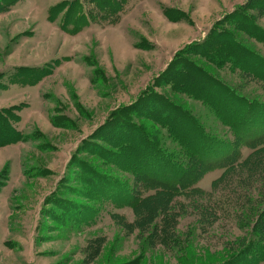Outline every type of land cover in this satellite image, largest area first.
I'll return each mask as SVG.
<instances>
[{
  "label": "rangeland",
  "instance_id": "374dc122",
  "mask_svg": "<svg viewBox=\"0 0 264 264\" xmlns=\"http://www.w3.org/2000/svg\"><path fill=\"white\" fill-rule=\"evenodd\" d=\"M244 1L127 0L117 24L92 23L74 34L60 28L61 13L48 19L55 0H19L0 13V108H18L17 128L25 137L0 147V264H214L240 247L260 198L259 174L238 169L213 189L221 169L207 172L196 184L204 196L174 200L172 240L147 244L150 231L130 225L132 208L92 197L80 160L90 170L130 180L120 162L109 161L88 141L113 151L106 138L124 133V116L159 129L136 107L149 100L150 91L190 107L208 128L225 133L187 90V84H202L199 75L188 72L189 82L174 80L178 86L160 78L177 52L204 39L215 22ZM258 23L264 27V18ZM248 44L264 56L262 42ZM186 57L240 85L228 70ZM46 63L53 70L35 85L9 81L14 68ZM241 87L245 94L264 96L254 81ZM130 104L135 107L126 110L132 111L121 113ZM149 104L162 118L164 110ZM81 204L95 211L78 217Z\"/></svg>",
  "mask_w": 264,
  "mask_h": 264
},
{
  "label": "trees",
  "instance_id": "16d2710c",
  "mask_svg": "<svg viewBox=\"0 0 264 264\" xmlns=\"http://www.w3.org/2000/svg\"><path fill=\"white\" fill-rule=\"evenodd\" d=\"M18 1L0 0V13L8 11ZM126 6L127 0H55L48 8V19L53 21L61 13L60 28L74 34L92 23L117 24ZM260 18H264V0H245L215 22L204 39L177 52L161 73L162 82L167 79L174 84V80L189 82L188 72L199 75L202 84H187V90L195 92L193 98L200 101L225 133L208 128L190 107L150 91L149 100L143 105L137 102L136 107L142 116L157 123L159 129L150 130L124 116V133L115 132L106 138L114 145L113 151L88 141L89 147L111 162H120L131 174L130 180L118 179L90 170L88 163L80 160L83 171L88 174L86 181L92 184L89 188L94 192L92 197L114 206L132 208L135 220L130 225L141 232L150 231L147 244L151 240L160 243L172 240L174 200L189 194L204 196L205 191L196 184L207 172L221 169L211 183L214 189L226 176L229 178L240 169L247 171L248 176L260 175L263 180L260 198L252 212L246 240L228 258L214 264H261L264 261V96L245 94L241 87L254 81L264 89V56L248 44L253 40L264 44V27L258 23ZM189 54L202 58L217 71L228 70L239 78L240 85L227 82L214 71L187 58ZM52 70L53 66L47 63L19 66L8 78L11 82L35 85ZM149 103L164 110L162 118L156 116ZM129 106L134 108L135 104L123 107L125 111L121 113L129 114L132 111L126 110ZM17 109L0 108V147L25 138L17 128L20 120ZM52 123L60 124L56 119ZM86 144L85 141L79 149H84ZM243 148L248 150L246 155ZM78 208L82 209L78 213L95 211L85 204ZM83 212L78 217H82Z\"/></svg>",
  "mask_w": 264,
  "mask_h": 264
}]
</instances>
